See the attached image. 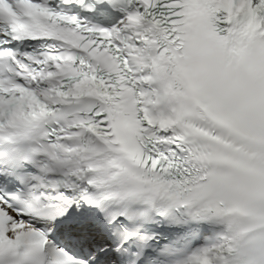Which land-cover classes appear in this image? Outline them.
Wrapping results in <instances>:
<instances>
[{"label": "snow or ice", "instance_id": "snow-or-ice-1", "mask_svg": "<svg viewBox=\"0 0 264 264\" xmlns=\"http://www.w3.org/2000/svg\"><path fill=\"white\" fill-rule=\"evenodd\" d=\"M0 264H264V0H0Z\"/></svg>", "mask_w": 264, "mask_h": 264}]
</instances>
